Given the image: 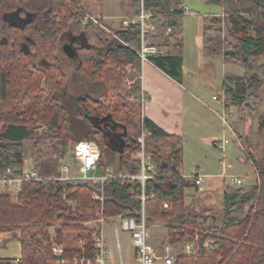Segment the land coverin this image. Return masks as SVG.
<instances>
[{
	"label": "trees",
	"instance_id": "obj_1",
	"mask_svg": "<svg viewBox=\"0 0 264 264\" xmlns=\"http://www.w3.org/2000/svg\"><path fill=\"white\" fill-rule=\"evenodd\" d=\"M203 2L218 7L222 15L211 17V22L203 27L201 53L243 67L241 76L225 79L223 96L247 118L263 105L258 133L264 135V62L258 63L264 59V0ZM138 3L139 0H132L133 14L139 11ZM143 7L158 18L154 30L145 34L147 43L157 48L168 44L180 47L177 34L184 13L181 1L143 0ZM86 16L89 15L81 4L74 0H0V170L21 167L30 155L34 171L54 178L59 175V164L67 156L72 159L77 143L93 141L100 150L99 171L110 168L117 156L115 177L103 184L104 215L140 222L141 185L132 178L139 174L140 165L130 155L140 148L138 140L144 134L143 147L151 156L154 174L144 183L145 194L153 195L144 203L145 224H162L170 244L184 245L193 241L194 230L201 232L197 234L198 251L195 256L184 258V264H264V150L255 159L246 137L256 183L248 191L228 186L223 189L226 216L238 205H246L249 208L244 218L226 217L219 223L207 207L186 206L184 190L188 184L181 174L183 141L141 118L140 82L126 72L128 65L139 71L140 60L135 53L140 47L138 25H128L115 32L114 38L106 39ZM167 28L173 32L166 34ZM66 38L83 42L75 44L72 59L60 49ZM63 57L74 63L83 79L97 85L101 91L98 99L64 103L68 76L63 70ZM149 60L181 82L179 56L163 53ZM126 77L130 86L124 81ZM69 104H75L76 110L70 109ZM107 116L120 130L123 144L119 143L117 150L107 144L106 130L91 121L92 117L101 120ZM39 127L43 131H38ZM44 145H48L46 152ZM193 186L197 191L198 187L194 183ZM98 188L96 181L47 179L24 183L16 205L9 195L0 194V234H13L10 241L19 243L20 258L16 264H47L52 259L46 229L53 224L58 226L57 238L65 248L63 258L83 257L80 250H71L66 243L71 237L87 234L82 224L91 219L90 197ZM167 202L171 208L163 210ZM206 241L209 245L203 247ZM84 256L91 257L90 251ZM0 264L9 263L0 260Z\"/></svg>",
	"mask_w": 264,
	"mask_h": 264
},
{
	"label": "rangeland",
	"instance_id": "obj_2",
	"mask_svg": "<svg viewBox=\"0 0 264 264\" xmlns=\"http://www.w3.org/2000/svg\"><path fill=\"white\" fill-rule=\"evenodd\" d=\"M81 4V8L84 10L86 15H89L99 25L91 21L95 28L102 32L104 38L112 39L115 37V32L123 30L128 26L127 22L134 15L132 12V0H74ZM183 6L187 7L191 13H195L194 16H186L179 20V33L177 34L180 47H171L169 55L181 56L184 59L183 71H185L182 83L184 86L195 93L196 97L200 100L204 107L209 111H212L216 115V122L214 123L215 129L219 131L216 134V141L227 140L228 144L221 151L213 145H201V149L188 146L186 149L183 148V160L181 174L187 182L188 187L184 190V203L189 208L200 209L207 207L215 215L219 223L226 218H237L242 219L246 214V205H238L234 211L226 216L225 204L223 203L224 187L228 186L232 189H240L241 186H236L233 183L234 179H240L244 185L251 187L256 183V175L252 166V162L247 158L243 152L242 146H239L237 137L231 129L225 127L219 116H223L227 124L234 130V132L241 136L240 139L244 143L245 150L247 144L245 138L250 140L252 151L254 152L255 159L258 157L260 152L264 150V135L258 133V118L263 111V105H260L250 118L238 111L237 108L232 107L229 111L224 110L223 102H216L213 97L223 96L222 92V75L233 74L241 76L243 73L231 71L221 64L217 57L213 58V62L210 65H205L197 61V49L198 43L201 40V32L203 25L205 24V18L211 17L214 14L221 13V10L216 6L205 5L203 0H180ZM99 15V16H97ZM108 17V18H106ZM121 17V18H118ZM222 31L225 34V27L222 25ZM70 40H72L70 38ZM82 44L83 42L80 41ZM63 70L68 76V73L74 69L75 73L71 79L67 77V92L63 96L65 104L76 102L77 99L90 98L96 100L99 97L97 85H92L85 79H83L77 72L74 63L66 61L63 57ZM264 59H259L258 63L262 64ZM238 65L236 63H232ZM240 68L243 70L241 65ZM225 69V70H224ZM127 74L128 71L126 69ZM244 72V70H243ZM241 73V74H240ZM126 74V75H127ZM198 83L201 90L194 87ZM68 95V96H67ZM198 95V96H197ZM73 104V103H72ZM69 104L70 109L76 110L74 106ZM68 106V105H67ZM71 113V112H70ZM70 119L77 122L75 116L70 115ZM72 121V122H73ZM71 122V125H72ZM85 125H88L87 121H84ZM43 127H39L38 131H43ZM72 132V131H71ZM42 149L48 151V145H44ZM108 152V151H107ZM110 159L107 153V160ZM112 158V157H111ZM117 156L113 157L112 167L116 168ZM71 165L72 173L77 174V166L74 165L70 156L66 157L64 161ZM27 167L33 166V158L28 155L24 161ZM198 174V175H197ZM203 174L210 176L201 177L200 187L204 189L203 192L196 194V189L193 186L194 178ZM195 175V176H194ZM95 192V191H94ZM10 196V195H9ZM12 204L18 203V196H10ZM168 209L170 210L171 204L167 202ZM74 208L75 205H71ZM164 210V209H163ZM96 213L95 203L91 201L89 208V216L93 218ZM120 224L118 220L115 221ZM83 226V225H82ZM58 226L56 225V229ZM107 229V226L104 228ZM122 232L121 234H123ZM195 234H200L199 230H194ZM120 234L121 250L123 251V263L124 264H137L134 256L132 255L131 243L126 241L129 239V234ZM204 234V233H203ZM82 234L78 238H70L66 243L71 250H78V240L85 236ZM13 234L2 233L0 234V246L3 247L2 256L0 260L9 263L16 264L18 261L10 256H17L19 253L17 242L10 241ZM6 242H9L6 246ZM148 243L151 244L159 252H163L165 247L170 249V252L181 253L183 245L181 244H170L168 240V234L166 229L160 223H154L148 226ZM46 247V246H44ZM50 255V254H49ZM8 257V258H7ZM76 258V257H74ZM109 261V263H108ZM47 264H55L50 258ZM107 264H121L119 253L117 249H111L107 257Z\"/></svg>",
	"mask_w": 264,
	"mask_h": 264
},
{
	"label": "built area",
	"instance_id": "obj_3",
	"mask_svg": "<svg viewBox=\"0 0 264 264\" xmlns=\"http://www.w3.org/2000/svg\"><path fill=\"white\" fill-rule=\"evenodd\" d=\"M139 11L134 14L131 19L128 20V25H138L140 33V47L138 51H135L140 63L150 62V57L157 54H163V48H157L150 46L145 40V34L154 30L155 23L158 20L152 13L147 12L143 7V0H139ZM185 15L194 16L195 13L185 11ZM86 19L97 23L95 19L90 16H86ZM170 28L166 29V34L172 33ZM130 71H128L129 73ZM125 83L130 86L132 83L128 77L125 78ZM213 100L216 102H223L224 110L227 112L233 106L230 105L224 98V96H215ZM143 96L139 99L140 106H143ZM225 127H228L233 131L239 146H242L243 152L248 158V152L245 150L244 143L241 141L234 130L227 124L223 116H219ZM142 126V124H140ZM144 134L138 140L140 148L131 153V159L139 162L140 172L137 176L132 177L140 182V195L139 200L141 202V221L137 222L134 218L120 217V227L125 233H128L131 239L132 246L134 248V256L137 264H184V258H190L195 256L198 251V237L195 234L193 241L187 242L183 245L181 253L170 252L168 247H165L163 252L157 251L151 244L148 243V226L144 221V203L153 199V195H146L144 192V183L147 179L152 178L153 164L151 156L144 151L143 147ZM228 144L227 140L216 141L215 147L224 150V147ZM100 157V150L97 144L93 141H82L74 146L72 161L77 166V174H72V168L70 164L61 162L59 164V175L54 178L42 177L31 167L23 166L7 167L4 170H0V194H7L10 196H18L24 183L28 182H40L47 179H56L58 181L68 180H90L96 181L99 185L98 190L91 194V201L95 203L96 213L95 216L83 223V227L86 229L87 234L82 236L78 240V250H80L83 257L64 259L65 248L62 243H59L56 234V225H50L46 229V235L48 238L47 244L49 247L52 261L55 264H107V257L109 250L104 238V225L108 221V217L104 215V190L103 184L107 179L114 178L110 169L105 170L104 175H97L98 167L97 162ZM193 183L198 186L201 183V177L194 178ZM233 183L236 186H241L243 190L248 191L250 188L245 186L240 179H234ZM71 205H74L71 203ZM163 209H168L167 203L163 204ZM115 235V246L119 249V243L117 238V232ZM209 242H205L203 247H207ZM90 251L91 257H85V253ZM19 259V258H18Z\"/></svg>",
	"mask_w": 264,
	"mask_h": 264
},
{
	"label": "crops",
	"instance_id": "obj_4",
	"mask_svg": "<svg viewBox=\"0 0 264 264\" xmlns=\"http://www.w3.org/2000/svg\"><path fill=\"white\" fill-rule=\"evenodd\" d=\"M183 7L185 11H189L187 7L185 6ZM221 15L222 14L219 13V14H214L210 17H215V16L221 17ZM186 16L187 15H185L184 12L183 15L180 17V19ZM205 21L206 22L203 25V27L210 23V18L209 17L205 18ZM171 47L174 46L168 44L165 47H163L164 53L169 54V50ZM197 53H198L197 61L200 62V64L204 63L205 65H210L213 62V58L206 57L201 53L200 42L198 43ZM179 57L181 58V62H182V77L180 83L176 82L175 80L167 76L164 72L159 70L150 62L142 63V64L140 63L139 71L137 72L134 71L130 65L126 66L127 71H130L131 75H135L140 82V94L144 98L143 106H140L139 104L140 116L141 118L147 119L153 124H155L158 128L163 130L168 135L180 137L183 141V148L185 149L188 146H192L196 148H199L201 145L215 146V142L217 138L216 134L220 131V130L217 131L214 126V123L217 121L216 115L212 111L208 112V109L203 106L200 100L196 97L195 93L188 90L182 83L185 74V71H183L184 59L181 56ZM218 59L221 62V64L225 66V69L228 68L231 71L236 72L235 70L236 68L238 72L243 73V70L240 68V66L232 63H226L221 58ZM73 73H75L74 69H72L68 73L69 79L72 78ZM233 74L231 73L228 76H237ZM228 76L226 73L222 75L223 83L225 82V79ZM195 84H196L194 85L195 88L199 90L202 89L199 87L198 83ZM116 128L118 129L117 126ZM84 129H86V126H84ZM109 169L111 173L114 174L115 168L113 169L112 167H110ZM72 174L76 175L75 173ZM104 174L105 172L99 170L97 172V175L99 176ZM199 176L205 177L210 175L201 174ZM197 187L198 189L196 191V194L198 192L204 191V189L201 188L200 185H198ZM248 208L249 207H246V211L248 210ZM116 220L120 222L119 216L108 217V221L104 225V228L107 226V229L106 230L103 229L104 238L110 253L111 249L112 250L114 248L117 249V247L115 246L116 242L114 235V233L117 232V238L119 243V249H117V252L119 253L121 264H124L123 251L121 250L120 237H119L123 231L121 230L120 224L115 222ZM124 233L121 235H124ZM128 238H129L128 240L126 238V241L128 243L129 242L131 243L130 236H128ZM7 244H9V242L6 243V246ZM17 246L19 253L17 254V256L14 257L10 256L9 258H14V259L20 258V245L18 242H17ZM130 247H132V255L134 256V248L132 246V243ZM4 257L6 256H2V250H0V258H4Z\"/></svg>",
	"mask_w": 264,
	"mask_h": 264
},
{
	"label": "water",
	"instance_id": "obj_5",
	"mask_svg": "<svg viewBox=\"0 0 264 264\" xmlns=\"http://www.w3.org/2000/svg\"><path fill=\"white\" fill-rule=\"evenodd\" d=\"M63 52L65 53V55L69 58H73L75 55V52L73 50V48L71 47V45H64L62 48ZM91 121L93 122L94 126L97 127L98 123H103L106 122L107 124V128H105V137L107 138V144L110 147H114L116 150L118 149L119 143L123 144V141L120 140V135L116 134L115 130H116V124L112 122L111 118L109 116L102 118L101 120H99L96 117H92ZM116 139V142H114V140Z\"/></svg>",
	"mask_w": 264,
	"mask_h": 264
},
{
	"label": "flooded vegetation",
	"instance_id": "obj_6",
	"mask_svg": "<svg viewBox=\"0 0 264 264\" xmlns=\"http://www.w3.org/2000/svg\"><path fill=\"white\" fill-rule=\"evenodd\" d=\"M72 40H70V38H66L62 43H61V45H60V49H61V52L64 54V56L65 57H67L66 55H65V53L63 52V50H62V48H63V46L64 45H66V44H68V45H71V47L73 48V50H74V52L76 51L75 50V44L77 43V44H79L80 43V41H75L73 38H71ZM75 56V55H74ZM68 59H72V58H69V57H67ZM71 63V62H70ZM107 124L108 123H106V122H104V123H98V128H101V129H105V128H107ZM119 128L117 129L116 128V133L118 134L119 133Z\"/></svg>",
	"mask_w": 264,
	"mask_h": 264
}]
</instances>
